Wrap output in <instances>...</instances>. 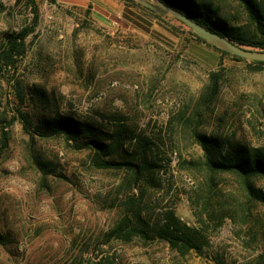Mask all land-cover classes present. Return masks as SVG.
Listing matches in <instances>:
<instances>
[{
    "label": "rangeland",
    "instance_id": "374dc122",
    "mask_svg": "<svg viewBox=\"0 0 264 264\" xmlns=\"http://www.w3.org/2000/svg\"><path fill=\"white\" fill-rule=\"evenodd\" d=\"M29 1L0 0V44L31 25ZM33 1L38 19L24 52L0 74V136H8L0 264H264V206L248 202L230 173L217 174L206 192L193 133L264 150V63L221 54L169 13L155 17L130 0ZM212 1L229 21L245 22L234 0ZM35 90L52 112L107 131L125 125L135 137L126 151L144 155L150 172L132 184L125 171L91 167L89 150H74L63 136L31 138L16 109L34 112ZM253 182L264 190V178ZM198 194L211 197L205 210ZM131 199L153 221L168 210L190 226L201 217L206 244L182 256L157 238H108Z\"/></svg>",
    "mask_w": 264,
    "mask_h": 264
},
{
    "label": "trees",
    "instance_id": "16d2710c",
    "mask_svg": "<svg viewBox=\"0 0 264 264\" xmlns=\"http://www.w3.org/2000/svg\"><path fill=\"white\" fill-rule=\"evenodd\" d=\"M130 1L155 17H160V14L144 4L135 2V0ZM159 1L188 15L202 26L227 37L240 46L264 51V0H234L242 9L244 23L235 20L229 21L212 0ZM29 5L33 12L31 25L13 33H5L1 41L0 74L4 69L12 67L17 57L23 54L25 39L37 23V7L33 0L29 1ZM188 32L193 36V39L205 43L221 54L229 55L237 60H249L217 48L190 29ZM252 62L264 63V61L257 60H252ZM215 75L214 73L210 75L212 83H215ZM35 91L38 94L37 100L40 105H35L34 112L16 109V117L22 124L24 132L31 138L48 139L63 136L67 144L74 150H89L91 167L125 171L129 173L127 180L132 184L138 183L141 177L145 176L146 171L150 172L151 169L144 155L139 156L138 159L132 152L126 151L124 147L126 138H129L130 141L135 137L125 125H114L115 128L112 131H107L97 122L79 119L73 115L59 112V110L52 112L48 110L51 106L50 100L45 98L41 90ZM16 94L19 102L24 103L26 93L19 82L16 85ZM32 96L31 94L30 98L33 99ZM193 133L195 142L202 150V166L208 173L205 182V186L208 187L206 192L211 193L217 186L215 180L217 174L230 173L238 176L241 189L248 202L254 201L264 206V190L256 187L253 182L255 178H264V150L238 141H221L219 137L208 136L197 130ZM7 147L8 136L4 130L0 136V158ZM123 154H127V156ZM136 159L138 162L135 161ZM195 200H199L202 209L205 210L211 197L198 194ZM124 204V213L106 233L110 239L117 238L128 242L135 237L143 241L157 238L165 241L170 248L182 256L191 251L200 252L207 242L202 228V224L205 223L201 217H198L199 226H190L177 217L173 211L168 210L162 219L153 221L149 215L144 213V210L139 208L135 200H128Z\"/></svg>",
    "mask_w": 264,
    "mask_h": 264
},
{
    "label": "water",
    "instance_id": "95a60500",
    "mask_svg": "<svg viewBox=\"0 0 264 264\" xmlns=\"http://www.w3.org/2000/svg\"><path fill=\"white\" fill-rule=\"evenodd\" d=\"M147 7L151 8L157 13H169L175 19L179 20L183 24H185L193 33H195L200 38L204 39L208 43L216 46L219 49H222L232 55L249 59V60H257V61H264V51L245 48L240 46L225 36H222L209 28H206L193 20L188 15L177 11L176 9L163 4L160 1H156V5H152L151 3L147 2L146 0H138Z\"/></svg>",
    "mask_w": 264,
    "mask_h": 264
}]
</instances>
